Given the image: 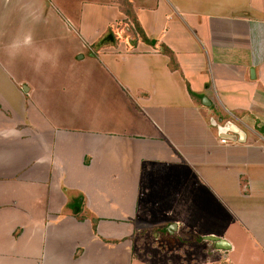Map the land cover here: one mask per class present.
<instances>
[{
  "label": "crops",
  "instance_id": "obj_1",
  "mask_svg": "<svg viewBox=\"0 0 264 264\" xmlns=\"http://www.w3.org/2000/svg\"><path fill=\"white\" fill-rule=\"evenodd\" d=\"M127 1L0 0V264H264V0Z\"/></svg>",
  "mask_w": 264,
  "mask_h": 264
},
{
  "label": "rangeland",
  "instance_id": "obj_2",
  "mask_svg": "<svg viewBox=\"0 0 264 264\" xmlns=\"http://www.w3.org/2000/svg\"><path fill=\"white\" fill-rule=\"evenodd\" d=\"M155 232L150 228L142 230L132 264H230L229 260H239L228 259L226 252L216 251L211 241L199 240L185 230L156 237Z\"/></svg>",
  "mask_w": 264,
  "mask_h": 264
},
{
  "label": "water",
  "instance_id": "obj_3",
  "mask_svg": "<svg viewBox=\"0 0 264 264\" xmlns=\"http://www.w3.org/2000/svg\"><path fill=\"white\" fill-rule=\"evenodd\" d=\"M108 40L109 41H112V36L111 35H109L108 37ZM224 131H228L229 133H231L233 136H235V140H236V138H240V137H242L243 136V133H242V131L238 128V127H236L235 125H233V124H226L225 125V129H224ZM228 138V137H227ZM229 139V138H228ZM240 141V140H239ZM207 241H211V242H213L214 243V246H215V248L217 249V250H222V251H224V250H229L230 249V245H229V243L227 242V241H225L224 239H221V238H218V237H213V236H211V237H206L205 238Z\"/></svg>",
  "mask_w": 264,
  "mask_h": 264
},
{
  "label": "trees",
  "instance_id": "obj_4",
  "mask_svg": "<svg viewBox=\"0 0 264 264\" xmlns=\"http://www.w3.org/2000/svg\"><path fill=\"white\" fill-rule=\"evenodd\" d=\"M119 2L121 3L122 10H123L124 14L133 23L136 31L139 33L140 29H138V24H137L136 18L134 16V13L131 10V6H130L129 2L127 0H119ZM140 35H141V33H140ZM143 40L147 41V39L145 37H143Z\"/></svg>",
  "mask_w": 264,
  "mask_h": 264
},
{
  "label": "built area",
  "instance_id": "obj_5",
  "mask_svg": "<svg viewBox=\"0 0 264 264\" xmlns=\"http://www.w3.org/2000/svg\"><path fill=\"white\" fill-rule=\"evenodd\" d=\"M230 118L233 119L232 116ZM228 124H233L234 125V123L232 121H229ZM224 129H225V126L222 127L220 131L224 132L225 135H226V133H229L228 131H224ZM221 141H222V143H226L227 140L222 138Z\"/></svg>",
  "mask_w": 264,
  "mask_h": 264
},
{
  "label": "clouds",
  "instance_id": "obj_6",
  "mask_svg": "<svg viewBox=\"0 0 264 264\" xmlns=\"http://www.w3.org/2000/svg\"><path fill=\"white\" fill-rule=\"evenodd\" d=\"M30 39H31V37H30V36H29V37H27V38H26V42L30 41Z\"/></svg>",
  "mask_w": 264,
  "mask_h": 264
}]
</instances>
